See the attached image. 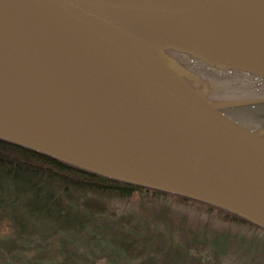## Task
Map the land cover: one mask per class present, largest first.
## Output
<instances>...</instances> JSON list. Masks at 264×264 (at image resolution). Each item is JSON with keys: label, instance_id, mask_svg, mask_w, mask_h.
Here are the masks:
<instances>
[{"label": "water", "instance_id": "water-1", "mask_svg": "<svg viewBox=\"0 0 264 264\" xmlns=\"http://www.w3.org/2000/svg\"><path fill=\"white\" fill-rule=\"evenodd\" d=\"M180 54L264 83V0H0V139L264 229V129Z\"/></svg>", "mask_w": 264, "mask_h": 264}, {"label": "rangeland", "instance_id": "rangeland-1", "mask_svg": "<svg viewBox=\"0 0 264 264\" xmlns=\"http://www.w3.org/2000/svg\"><path fill=\"white\" fill-rule=\"evenodd\" d=\"M175 55L171 57L185 77L213 100L264 97L260 79ZM235 118L252 129L262 125L251 112ZM111 207L106 219L94 217L88 225L96 231L106 225L97 232L100 241L89 242L82 232L68 243L38 238L23 250L16 238L0 239V264H264V232L217 211L141 193L116 199ZM118 240L126 242V249L117 247ZM6 241L16 245L8 248Z\"/></svg>", "mask_w": 264, "mask_h": 264}, {"label": "trees", "instance_id": "trees-1", "mask_svg": "<svg viewBox=\"0 0 264 264\" xmlns=\"http://www.w3.org/2000/svg\"><path fill=\"white\" fill-rule=\"evenodd\" d=\"M250 108L256 110L254 114L264 127V104ZM245 109L249 108L234 109L229 113L246 125L235 118L247 115ZM136 193L203 206L264 232V229L213 206L114 181L0 139V239L13 241L16 238L18 245H24L20 246L23 250L38 238L44 243L50 240L68 243L82 232L89 242L100 241L102 234L97 232H104L106 225L98 226V231L89 229L93 218L106 219L114 200H126ZM16 241L14 244L6 241L7 247L15 246ZM125 244L118 240L116 245L126 249Z\"/></svg>", "mask_w": 264, "mask_h": 264}, {"label": "bare ground", "instance_id": "bare-ground-1", "mask_svg": "<svg viewBox=\"0 0 264 264\" xmlns=\"http://www.w3.org/2000/svg\"><path fill=\"white\" fill-rule=\"evenodd\" d=\"M173 56H176V55L173 54ZM256 106H258V105H256ZM256 106H252V107H256ZM247 108H249V109H246V112L254 113L256 111L255 109H251L250 107H247Z\"/></svg>", "mask_w": 264, "mask_h": 264}, {"label": "flooded vegetation", "instance_id": "flooded-vegetation-1", "mask_svg": "<svg viewBox=\"0 0 264 264\" xmlns=\"http://www.w3.org/2000/svg\"><path fill=\"white\" fill-rule=\"evenodd\" d=\"M228 111H230L231 112V110H225V111H223V113H225V115H227L228 117H232L231 116V113H229ZM264 127H261V129H263Z\"/></svg>", "mask_w": 264, "mask_h": 264}]
</instances>
